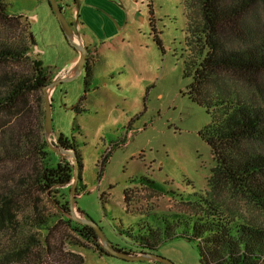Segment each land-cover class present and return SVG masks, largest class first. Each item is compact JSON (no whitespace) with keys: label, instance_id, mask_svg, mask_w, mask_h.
<instances>
[{"label":"rangeland","instance_id":"obj_1","mask_svg":"<svg viewBox=\"0 0 264 264\" xmlns=\"http://www.w3.org/2000/svg\"><path fill=\"white\" fill-rule=\"evenodd\" d=\"M7 1L12 13L29 17L33 37L31 55L43 60L52 82H57L49 89L52 132L46 131L45 93H34L30 102L35 115H39L37 127H42L41 135L54 147L50 148V162L57 164L62 158L74 161L69 150H61L58 143L61 133L75 138L84 159L82 183L86 189L81 183L76 198L77 216L96 221L114 245L136 251L131 232L136 234L140 226L150 225L164 229L163 217L169 214L194 215L199 207L185 197L198 192L208 195L228 214L264 228V211L228 182L213 178L217 163L210 145L200 134L211 117L205 107L187 94L191 78L184 76V61L195 55L189 23L200 19L199 10L191 0H83L77 8L91 12V16L80 21L73 18L75 0H56L72 24L75 37L81 41L83 38L93 47L87 60L94 66V76L88 84L85 69L77 74L81 53L65 36L50 0ZM256 12L264 20V8L258 7ZM138 13L142 19L137 17ZM152 16L163 48L154 38ZM21 32L13 31L12 35L19 40ZM11 67L19 70L17 65ZM228 83L249 94L255 91L250 86ZM0 118L6 119L4 130L15 123L6 114L0 113ZM17 176L12 162L0 163L1 194L12 195L20 178ZM142 177L155 181L165 191L136 182ZM74 181L54 196L63 202L62 197L69 200ZM126 189L129 202H126ZM15 203L13 212L17 219L0 223V257L13 252L19 237L33 235L42 244L26 255L10 256L8 263L41 264L39 257L48 232L34 226L33 219L36 213L62 217L58 205L37 189L32 195L19 193ZM176 230L180 231V226ZM55 235L54 243H67V250L84 254V264L153 262L74 247L69 243L78 237L65 225ZM135 251L133 255L141 254L140 250ZM152 253L175 264H205L197 244L183 237L162 241Z\"/></svg>","mask_w":264,"mask_h":264},{"label":"trees","instance_id":"obj_2","mask_svg":"<svg viewBox=\"0 0 264 264\" xmlns=\"http://www.w3.org/2000/svg\"><path fill=\"white\" fill-rule=\"evenodd\" d=\"M191 1L198 8L200 19L189 23L195 55L184 61V76L191 78L187 94L205 107L211 117L200 134L210 145L217 163L213 178L217 182H228L264 211V20L256 12L258 7L264 8V0ZM154 22L152 16L154 38L163 48ZM30 26L29 17L12 13L9 2L0 0V83H3V86L0 85V113L15 119V123L7 125L9 129L4 130L6 119L0 118V163L12 162L21 180L17 181L11 196L0 193V223L4 225L17 219L13 209L19 193L32 195L36 189L46 193L56 202L59 215L63 218L56 214H49L48 217L35 214L34 226L48 232L39 262L84 264V254L67 250V243H54L55 233L60 231L61 226L65 225L78 237L73 238L70 245L93 248L101 254L109 253L94 227L67 216L71 213L70 199L62 197L63 202L54 196L73 182L77 168L79 194L84 159L75 138L61 133L58 143L71 152L74 161L62 158L57 164L50 162L52 147L41 135L42 127H37L39 115H35L30 102L34 93L44 92L53 77L43 60L31 55L33 37ZM13 31L16 34L22 31L19 40L12 35ZM11 65L19 66V70L12 69ZM85 70L88 84L94 76L89 60ZM229 81L237 86H250L255 91L249 94L236 90ZM42 100L40 97V103ZM103 171L104 166L101 167V176ZM136 182L165 191L149 178L142 177ZM82 185L86 189V184ZM125 195L126 202H129L128 189ZM185 198L198 205L199 210L194 215L169 214L163 217L164 229L154 225L148 228L140 226L136 234L130 233L136 251L109 242L110 245L130 254L140 250L142 254L153 252L164 240L183 237L197 244L205 264H264L263 227L228 214L203 193L197 192L193 197ZM78 210L84 215L80 208ZM177 226H180V231L176 230ZM39 244L42 243L33 235L19 237L13 252L0 257V264H9L10 256L26 255ZM152 264L165 263L154 260Z\"/></svg>","mask_w":264,"mask_h":264},{"label":"water","instance_id":"obj_3","mask_svg":"<svg viewBox=\"0 0 264 264\" xmlns=\"http://www.w3.org/2000/svg\"><path fill=\"white\" fill-rule=\"evenodd\" d=\"M51 6L53 8V11L56 13V15L58 16L61 25H62V29L67 37V39L69 40V42L76 47L79 52L81 53L80 56V60L78 62V64L76 65L77 68V74L82 72L85 69L86 63H87V59H88V55L90 52V47L86 46L81 40H78L75 35V31L73 30L72 24L68 21L62 6L56 1V0H50ZM137 17L142 19V15L140 13L137 14ZM75 68V69H76ZM57 85V82H52L49 85H47L44 88V93L46 95V131L47 132H52L54 130L53 128V116H52V102L50 99V95H49V89L51 88V86ZM60 147L62 148L61 150L67 151L65 146L61 143H59ZM51 147L54 149V147L51 145ZM57 150V148H56ZM75 181H74V185L71 191V195H70V203H71V217L81 223H85L88 224L92 227H94L96 229L97 235L100 238V241L103 244L104 249L110 254V255H114L117 257H121L123 259H127V260H158V261H162L165 264H175L172 260L159 255V254H155L152 252H145L139 255H133L130 253H127L125 251L122 250H118L115 247H113L112 245H110L109 241L107 240L105 234L103 233L101 227L98 225V223L92 219H90L89 217H83V216H77L76 215V198H77V190H78V185H79V169H76V174H75Z\"/></svg>","mask_w":264,"mask_h":264},{"label":"crops","instance_id":"obj_4","mask_svg":"<svg viewBox=\"0 0 264 264\" xmlns=\"http://www.w3.org/2000/svg\"><path fill=\"white\" fill-rule=\"evenodd\" d=\"M81 1H83V0H75V6H74V11H73V18L74 19H76V20H74V21H80V18H84L85 17V19L87 18V19H89L90 18V16H91V12H88L87 10H80V9H78L77 7H80L81 6ZM85 1H87L88 2V0H85ZM88 21H90V20H88ZM76 23H78V22H76ZM88 23V22H87ZM82 38V37H81ZM82 41L86 44V46H88V47H90V49L91 48H93L92 47V45H88L84 40H83V38H82ZM107 42L108 41H106L103 45H105V44H107ZM110 44H112V43H110ZM102 45V46H103ZM105 47V46H104ZM98 49L99 48H101V47H97ZM95 49V48H94ZM93 68H94V66H93ZM69 73H66V75H68Z\"/></svg>","mask_w":264,"mask_h":264}]
</instances>
